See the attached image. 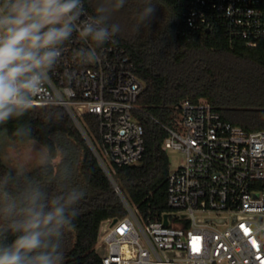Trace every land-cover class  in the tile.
<instances>
[{
    "label": "built area",
    "instance_id": "2783aa9c",
    "mask_svg": "<svg viewBox=\"0 0 264 264\" xmlns=\"http://www.w3.org/2000/svg\"><path fill=\"white\" fill-rule=\"evenodd\" d=\"M184 3L188 28L222 29L252 47L264 40V0ZM93 17L82 0L77 25ZM92 48L100 59L83 62L78 53ZM60 53L32 106L66 108L125 204V216L100 224L95 248L103 264H264V129L224 120L205 98L183 100L170 123H162L163 150L186 155L167 178L171 210L144 218L114 178L117 167L139 163L146 150L137 115L145 82L135 62L115 34L95 47L74 30ZM88 114L97 118L98 136Z\"/></svg>",
    "mask_w": 264,
    "mask_h": 264
},
{
    "label": "trees",
    "instance_id": "16d2710c",
    "mask_svg": "<svg viewBox=\"0 0 264 264\" xmlns=\"http://www.w3.org/2000/svg\"><path fill=\"white\" fill-rule=\"evenodd\" d=\"M95 16L126 47L145 82L139 97L138 118L144 125L146 150L142 160L116 168L114 178L131 204H137L144 218L171 208L167 199V178L171 164L162 143L175 109L188 99L205 98L224 120L247 131L264 129V40L258 46L230 40L220 30H195L183 22L184 0H112L124 10V23L112 19L102 0H84ZM107 1V0H104ZM155 9L145 17V9ZM90 131L98 136L97 118L86 115ZM6 133L15 141L36 140L57 151V136L64 135L70 147L64 149L65 169L55 175L52 163L29 172L10 167L0 150V192L21 196L29 188L49 187L46 198L67 196L75 191L84 195L72 206L76 217L61 237L64 264H103L95 246L100 224L112 217H123L127 210L81 130L61 105L31 106L22 115L0 123V138ZM71 154V156H68ZM66 156L68 160L66 161ZM47 202V201H46ZM0 215V245H10L17 233Z\"/></svg>",
    "mask_w": 264,
    "mask_h": 264
},
{
    "label": "clouds",
    "instance_id": "9594fccd",
    "mask_svg": "<svg viewBox=\"0 0 264 264\" xmlns=\"http://www.w3.org/2000/svg\"><path fill=\"white\" fill-rule=\"evenodd\" d=\"M82 0H0V123L22 115L32 106L60 57V47L73 31L100 47L115 34L103 16L77 25ZM155 9H145V17ZM85 63L100 59L95 48L80 51ZM3 185H0V189ZM83 193L75 191L50 201L38 188L19 197L0 192V215L17 233L10 245H0V264H64L60 239L72 227V207ZM47 201V202H46Z\"/></svg>",
    "mask_w": 264,
    "mask_h": 264
},
{
    "label": "rangeland",
    "instance_id": "374dc122",
    "mask_svg": "<svg viewBox=\"0 0 264 264\" xmlns=\"http://www.w3.org/2000/svg\"><path fill=\"white\" fill-rule=\"evenodd\" d=\"M102 2H104V7H106L112 19H116L124 23L125 12L123 9L118 7L115 2L113 3L112 0H102ZM57 141L56 155L52 156L49 149L36 140L31 139L26 141H15L10 139L8 135L4 133L0 138V150L6 164L10 167L18 169L21 172L26 173L41 164L52 163L55 168V175H58L61 169H65L66 165H68H65L64 163V149L70 147V143L64 135H58ZM167 153L171 169H177L184 163L186 155L182 151L169 149ZM68 156H71V154ZM68 156H66V161L69 158ZM51 185L52 183H50L47 188L43 189L42 187L39 188V190L47 194ZM6 220L9 221V224L11 223L10 219Z\"/></svg>",
    "mask_w": 264,
    "mask_h": 264
},
{
    "label": "water",
    "instance_id": "95a60500",
    "mask_svg": "<svg viewBox=\"0 0 264 264\" xmlns=\"http://www.w3.org/2000/svg\"><path fill=\"white\" fill-rule=\"evenodd\" d=\"M209 31V30H208ZM85 137V136H84ZM90 145V144H89ZM91 146V145H90ZM117 221V218H115V220H114V222H116ZM166 223H167V219H166ZM106 226H107V223L105 222L104 224H103V226H102V231H104L105 229H106ZM98 251L99 252H103L104 251V248H103V246L102 247H100L99 249H98Z\"/></svg>",
    "mask_w": 264,
    "mask_h": 264
}]
</instances>
